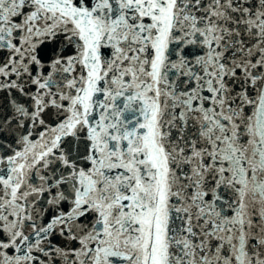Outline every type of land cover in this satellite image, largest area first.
<instances>
[{
  "label": "snow or ice",
  "instance_id": "6c2138e0",
  "mask_svg": "<svg viewBox=\"0 0 264 264\" xmlns=\"http://www.w3.org/2000/svg\"><path fill=\"white\" fill-rule=\"evenodd\" d=\"M0 264H264V0H0Z\"/></svg>",
  "mask_w": 264,
  "mask_h": 264
}]
</instances>
